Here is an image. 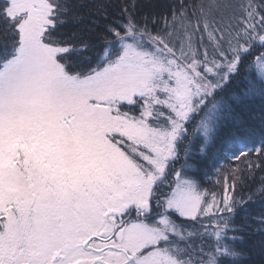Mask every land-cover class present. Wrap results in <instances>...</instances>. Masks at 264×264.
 Listing matches in <instances>:
<instances>
[{
	"label": "snow or ice",
	"instance_id": "snow-or-ice-1",
	"mask_svg": "<svg viewBox=\"0 0 264 264\" xmlns=\"http://www.w3.org/2000/svg\"><path fill=\"white\" fill-rule=\"evenodd\" d=\"M109 7L0 0V264L264 261V0Z\"/></svg>",
	"mask_w": 264,
	"mask_h": 264
},
{
	"label": "trees",
	"instance_id": "trees-1",
	"mask_svg": "<svg viewBox=\"0 0 264 264\" xmlns=\"http://www.w3.org/2000/svg\"><path fill=\"white\" fill-rule=\"evenodd\" d=\"M99 2H102L106 5H110V7L108 8V12L110 14L118 16L120 11L119 6L125 3H131L133 2V0H99ZM189 2H191V0H189ZM135 3L140 6L138 11L143 14L155 13L157 15H167L169 11V6L174 5L176 3V0H135ZM258 103L259 102H257V104ZM221 163L225 162L221 161ZM227 163H230L234 166L239 163V161L233 160ZM213 179L214 176H210L209 179L205 182L206 185L209 187L213 186ZM256 186L258 187L259 185L257 184ZM245 194H247V191H245ZM251 212L254 216L258 217L261 212H264V202L257 200L254 204H252ZM255 242H258V237L254 239L253 243ZM253 259L255 261V264H264V261H262L258 255H254Z\"/></svg>",
	"mask_w": 264,
	"mask_h": 264
}]
</instances>
